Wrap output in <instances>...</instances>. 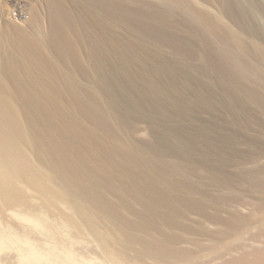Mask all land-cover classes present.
<instances>
[{
  "label": "rangeland",
  "instance_id": "rangeland-1",
  "mask_svg": "<svg viewBox=\"0 0 264 264\" xmlns=\"http://www.w3.org/2000/svg\"><path fill=\"white\" fill-rule=\"evenodd\" d=\"M85 1L0 0V79L55 98L76 184L25 127L21 148L129 264H264V0Z\"/></svg>",
  "mask_w": 264,
  "mask_h": 264
},
{
  "label": "bare ground",
  "instance_id": "bare-ground-1",
  "mask_svg": "<svg viewBox=\"0 0 264 264\" xmlns=\"http://www.w3.org/2000/svg\"><path fill=\"white\" fill-rule=\"evenodd\" d=\"M97 1L98 3L103 2L102 0ZM146 1L153 2L154 0ZM242 1L244 2V0ZM129 3L133 4L131 0L128 3L126 2L128 5ZM227 4L231 8L232 0H227ZM128 5L126 6L128 7ZM203 14L208 22L218 31H221L231 42H234L240 50H246L244 39L238 31L236 16L225 20V17L218 11L205 8ZM238 16H240V12H238ZM256 21L259 24L261 23L259 17L256 18ZM6 52L8 53L7 50ZM13 55H10V57H13ZM7 57L9 56L7 55ZM18 59L20 58L18 57ZM6 62L9 61L6 60L3 64ZM5 65L7 67L8 64ZM12 65L15 66V64ZM16 65V67L19 66ZM37 66L38 64L33 62L32 67L36 68ZM9 67L8 70H3L9 73ZM11 69H13V66ZM24 74L26 75V73ZM7 77L8 80L5 81L0 79V264L134 263L132 259L124 258L120 254L121 252L114 248L115 244L112 245L114 243V240L112 241L114 233L106 231L103 233L97 231V229H92L82 220L80 222L81 217L76 216L79 211L72 203H69L65 190L54 185L48 173L32 159L27 151L21 148V134L25 127V130L29 129L37 144L41 145L39 146L44 160L56 164L60 169V158H62L66 167L73 165L70 166V162H68L72 157L69 155L71 150L70 153L67 150L74 147L75 143L79 141L71 135L70 128L66 127L68 126L67 123L63 122L66 125L65 127L63 123L60 125L61 118L59 119V113L55 106V98H50L46 92H42L43 98L39 96L41 93L38 94L39 89L37 90L36 87V83L38 84L39 81L35 82L33 80L32 83L30 79L26 80L27 78L25 79L24 76L23 80L10 74ZM37 78L40 80V76ZM65 115L67 114L65 113ZM59 139H62V142L59 143ZM76 163L78 165V162ZM61 173L67 186L71 182L75 183L72 171H65L64 169V171L61 170ZM90 244H93L99 250L93 252ZM251 254L253 256L252 262H264V246L253 248ZM245 257L246 254H242L240 259L244 261Z\"/></svg>",
  "mask_w": 264,
  "mask_h": 264
}]
</instances>
